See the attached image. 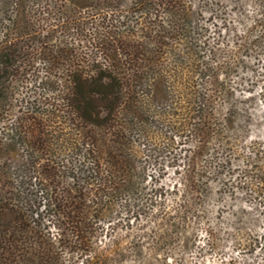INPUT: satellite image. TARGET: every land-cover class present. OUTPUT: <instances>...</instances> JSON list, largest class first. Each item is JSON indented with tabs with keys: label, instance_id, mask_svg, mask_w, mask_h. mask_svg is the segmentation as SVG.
I'll return each instance as SVG.
<instances>
[{
	"label": "trees",
	"instance_id": "16d2710c",
	"mask_svg": "<svg viewBox=\"0 0 264 264\" xmlns=\"http://www.w3.org/2000/svg\"><path fill=\"white\" fill-rule=\"evenodd\" d=\"M29 1L0 0V264H107L95 246L115 214L154 201L144 194L158 151L185 150L174 166L196 191V176L232 162L215 105L229 73L218 49L192 41L187 0L84 11L41 0L49 29H61L55 42L40 25L19 29ZM246 29L233 37L251 52L264 32ZM249 181L264 197V173ZM247 244L263 250L264 232Z\"/></svg>",
	"mask_w": 264,
	"mask_h": 264
},
{
	"label": "rangeland",
	"instance_id": "374dc122",
	"mask_svg": "<svg viewBox=\"0 0 264 264\" xmlns=\"http://www.w3.org/2000/svg\"><path fill=\"white\" fill-rule=\"evenodd\" d=\"M187 1L194 11L192 41L210 48L214 46V51L218 49V61L223 71L229 73L218 77L226 92L218 93L215 105L219 109L218 117L226 118L223 121L229 132L225 135L232 149L222 157L230 155L232 162H227L225 170L216 169L208 174L209 180L206 177L199 180L196 176L195 181L199 183L196 191L185 186V174L174 166L182 162L185 150L180 152V148L173 147L158 151L157 160L147 163L144 194L146 197L149 193L154 201L145 202L141 214L130 218L121 215V219L120 214H115L105 225L107 236L103 235L101 241L97 239L98 256H107V264L264 262V249L254 251L247 244L264 232V197L253 192L255 179L252 180L254 188L247 182L255 173H264V44L250 52L238 48L239 43L233 37V30L242 32L251 27L264 32V0ZM65 2L79 11L97 4L124 10L136 0ZM40 3L41 0L28 2V7L36 5L32 15L19 13V29L40 25L51 41L61 40V29H49L55 21L41 14ZM26 85L30 92L34 82L30 80ZM205 160L207 163L208 159ZM184 199L191 204L186 216L180 207ZM63 258L73 259V255Z\"/></svg>",
	"mask_w": 264,
	"mask_h": 264
}]
</instances>
